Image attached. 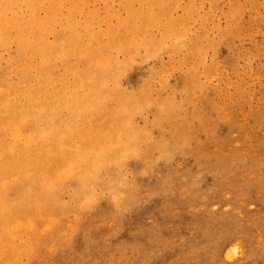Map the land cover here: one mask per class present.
Masks as SVG:
<instances>
[{
	"label": "bare ground",
	"instance_id": "bare-ground-1",
	"mask_svg": "<svg viewBox=\"0 0 264 264\" xmlns=\"http://www.w3.org/2000/svg\"><path fill=\"white\" fill-rule=\"evenodd\" d=\"M178 1L0 0V264H33L65 241L97 189L111 203L152 134L137 115L175 107L151 99L162 82L151 61L201 54L208 68L207 18L193 0L174 16ZM134 56L149 67L137 91L120 79Z\"/></svg>",
	"mask_w": 264,
	"mask_h": 264
},
{
	"label": "rangeland",
	"instance_id": "rangeland-1",
	"mask_svg": "<svg viewBox=\"0 0 264 264\" xmlns=\"http://www.w3.org/2000/svg\"><path fill=\"white\" fill-rule=\"evenodd\" d=\"M192 8L208 21V68L201 54L150 62L162 80L151 99L174 109L137 115L152 134L121 168L123 187L111 203L97 189L89 217L68 216V238L33 264H264V0ZM137 60L120 78L135 91L149 68Z\"/></svg>",
	"mask_w": 264,
	"mask_h": 264
}]
</instances>
